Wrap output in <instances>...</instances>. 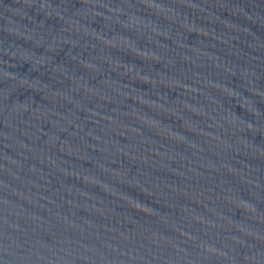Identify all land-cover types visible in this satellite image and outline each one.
<instances>
[{"label":"water","instance_id":"obj_1","mask_svg":"<svg viewBox=\"0 0 264 264\" xmlns=\"http://www.w3.org/2000/svg\"><path fill=\"white\" fill-rule=\"evenodd\" d=\"M0 264H264V0H0Z\"/></svg>","mask_w":264,"mask_h":264}]
</instances>
